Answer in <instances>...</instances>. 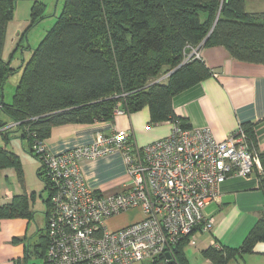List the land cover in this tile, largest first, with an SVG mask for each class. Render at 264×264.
I'll return each mask as SVG.
<instances>
[{
    "label": "trees",
    "instance_id": "16d2710c",
    "mask_svg": "<svg viewBox=\"0 0 264 264\" xmlns=\"http://www.w3.org/2000/svg\"><path fill=\"white\" fill-rule=\"evenodd\" d=\"M17 1L0 0V134L26 140L42 171L34 146L45 144L55 127L107 121L116 108L134 113L148 107L152 123L172 119L173 97L211 76L188 51L224 46L237 61L264 64V13H248L247 0H64L57 22L20 67L7 103L5 86L19 69L4 60L3 51ZM43 7L34 2L25 37L44 19ZM168 74L166 81L151 82ZM243 128L257 147L253 128ZM259 159L262 171L255 173L264 194V154ZM7 167L20 163L0 147V170ZM29 214L24 195L0 205V220ZM188 239L172 250V264H190L184 253ZM262 242L264 217L239 249L210 248L205 256L213 264H227ZM144 262L169 264L166 253Z\"/></svg>",
    "mask_w": 264,
    "mask_h": 264
},
{
    "label": "built area",
    "instance_id": "2783aa9c",
    "mask_svg": "<svg viewBox=\"0 0 264 264\" xmlns=\"http://www.w3.org/2000/svg\"><path fill=\"white\" fill-rule=\"evenodd\" d=\"M193 56L200 59V50ZM169 123L168 137L141 148L126 131L100 133L91 144L61 154L35 144L50 191L47 264H135L172 254L195 229L213 228L204 211L229 178L262 171L243 127L221 142L208 128L185 126L175 116ZM115 152L123 155L132 183L101 194L88 185L81 163ZM134 210H141L142 220L114 231L106 227L107 220Z\"/></svg>",
    "mask_w": 264,
    "mask_h": 264
},
{
    "label": "crops",
    "instance_id": "0c3cea01",
    "mask_svg": "<svg viewBox=\"0 0 264 264\" xmlns=\"http://www.w3.org/2000/svg\"><path fill=\"white\" fill-rule=\"evenodd\" d=\"M21 1L27 2L22 4ZM35 1L38 0L16 2L15 17L8 24L6 35V42L11 39L13 44H17L14 52L28 50L30 56L33 50L25 44L27 36L24 33L30 25ZM246 10L252 14L264 13V0H247ZM17 21L21 25L15 29ZM200 60L211 71V76L173 97L175 117L193 128H208L221 142L240 127L250 125L257 150L264 154V64L237 61L224 46L202 47ZM115 131L131 132L133 147L141 148L168 137L171 124L169 121L152 123L150 109L146 107L134 113L115 114L107 121L55 127L44 142L52 153L61 154L91 144L100 133L110 135ZM81 167L88 185L101 194L119 192L132 183L124 157L119 152L98 160L82 161ZM45 190L49 191L47 184ZM21 195L28 200L30 214L28 217L0 220V264H46L50 196L43 199L45 207L39 209L42 212H36L27 192ZM21 195L7 191V203L4 204L12 203ZM204 213L214 220V225L210 231L198 229L185 242L184 253L190 264H213L205 256L210 248L239 249L264 217V194L257 174L250 178H229L221 188L219 199ZM142 218L141 210H134L107 220L105 225L114 231ZM143 263L146 264H135ZM227 264H264V242L258 243L252 253L237 256Z\"/></svg>",
    "mask_w": 264,
    "mask_h": 264
},
{
    "label": "rangeland",
    "instance_id": "374dc122",
    "mask_svg": "<svg viewBox=\"0 0 264 264\" xmlns=\"http://www.w3.org/2000/svg\"><path fill=\"white\" fill-rule=\"evenodd\" d=\"M38 1L41 5H44L42 9V18L44 19H42L37 26L31 29L25 39V44L30 46L32 50H35L39 46L46 34L57 22L64 5V0ZM22 2L23 1H21V3ZM24 2L22 4H25ZM14 24L15 29L21 25L20 21H17ZM12 42L13 41L11 39L6 42V46L3 51V58L6 62H10L13 68L19 69V71L11 77L5 86V100L7 103L12 102L15 89L20 81L22 75L20 67L26 64L31 57L30 51L28 50L22 51L20 49L19 52H14L17 48V44H13ZM168 76L169 74L161 75L159 79L152 80L151 82L166 81ZM120 104L121 102L117 105V107H119ZM8 121L9 120H6V122ZM14 126L15 125H11L9 127ZM10 138L11 139L8 140L4 137V135L0 134V147H3L9 153L14 154L18 158L20 167H7L0 170V205L7 203V191L16 195H21L27 192L29 202L36 207L35 211L42 212L39 211V209L41 207H45L44 201L49 198L50 193L48 190H45L46 180L44 175H42L41 163L33 154L30 153L28 149L29 143L26 140H22L14 134H11ZM43 199L45 200L43 201Z\"/></svg>",
    "mask_w": 264,
    "mask_h": 264
},
{
    "label": "water",
    "instance_id": "95a60500",
    "mask_svg": "<svg viewBox=\"0 0 264 264\" xmlns=\"http://www.w3.org/2000/svg\"><path fill=\"white\" fill-rule=\"evenodd\" d=\"M191 52L188 51L187 54H190ZM167 261H169V264H172L173 256L171 253H166Z\"/></svg>",
    "mask_w": 264,
    "mask_h": 264
}]
</instances>
